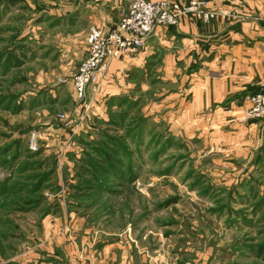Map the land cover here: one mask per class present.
Listing matches in <instances>:
<instances>
[{"label":"rangeland","instance_id":"rangeland-1","mask_svg":"<svg viewBox=\"0 0 264 264\" xmlns=\"http://www.w3.org/2000/svg\"><path fill=\"white\" fill-rule=\"evenodd\" d=\"M113 6L0 0V264H264V148H238L226 106L179 120L191 72L158 53L105 104L112 60L76 96Z\"/></svg>","mask_w":264,"mask_h":264},{"label":"crops","instance_id":"crops-1","mask_svg":"<svg viewBox=\"0 0 264 264\" xmlns=\"http://www.w3.org/2000/svg\"><path fill=\"white\" fill-rule=\"evenodd\" d=\"M175 1L187 3L189 0ZM208 1L209 9L223 10L228 16L217 18L213 24L186 17L176 27L158 28L140 53L110 63L101 84L102 91L94 97L106 104L107 99L122 91L129 92L133 72H146L158 53H166L172 60L169 66L162 67V71L172 74L168 79L176 83L181 80L179 74L191 72L186 87L180 86L167 99L172 107L189 105L179 114L180 121L195 120V115L202 112L211 113V106H226L216 110L215 115H219L223 125L234 126L231 129L242 141L238 148H264L263 124L244 122L249 107L247 99L264 87V0ZM130 2L114 0L109 16L101 21L98 14L99 19L93 24L107 30L116 28ZM183 88L185 92L181 91Z\"/></svg>","mask_w":264,"mask_h":264},{"label":"built area","instance_id":"built-area-1","mask_svg":"<svg viewBox=\"0 0 264 264\" xmlns=\"http://www.w3.org/2000/svg\"><path fill=\"white\" fill-rule=\"evenodd\" d=\"M208 0H132L119 25L108 31L92 29L88 37V56L73 78L76 96L84 98L89 88L100 82L101 73L112 60L135 56L145 47L158 28L178 26L182 18L213 24L227 17L223 10L208 8ZM245 119L264 121V87L248 98Z\"/></svg>","mask_w":264,"mask_h":264}]
</instances>
